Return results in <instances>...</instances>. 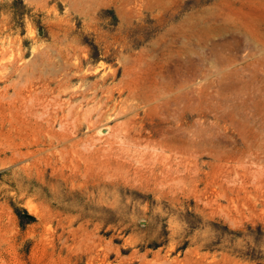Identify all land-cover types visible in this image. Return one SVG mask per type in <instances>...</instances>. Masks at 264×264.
<instances>
[{
	"label": "rangeland",
	"instance_id": "rangeland-1",
	"mask_svg": "<svg viewBox=\"0 0 264 264\" xmlns=\"http://www.w3.org/2000/svg\"><path fill=\"white\" fill-rule=\"evenodd\" d=\"M0 264H264V0H0Z\"/></svg>",
	"mask_w": 264,
	"mask_h": 264
},
{
	"label": "bare ground",
	"instance_id": "bare-ground-1",
	"mask_svg": "<svg viewBox=\"0 0 264 264\" xmlns=\"http://www.w3.org/2000/svg\"><path fill=\"white\" fill-rule=\"evenodd\" d=\"M102 83H103V82H102ZM102 83H101V84H102ZM107 87H108V86H106V88H107ZM116 87H117V85H116ZM103 89H104V88H103ZM112 89H113V88H112ZM100 90H101V89H100ZM110 91H111V90H110ZM117 91H118V90H117ZM120 91H121V90H120ZM103 92H104V91H103ZM108 92H109V91H108ZM112 92H113V90H112ZM83 93H84V92H83ZM110 93H111V92H110ZM110 93H108V94H110ZM129 93L131 94L132 92H129ZM95 96H96V95H95ZM121 96H122V95H121ZM126 96H127V95H126ZM111 97H112V96H111ZM128 97H129V95H128ZM128 97H127V98H128ZM107 99H108V98H107ZM125 99H126V98H125ZM130 99H131V98H130ZM109 101H110V100H109ZM124 101H127V100H124ZM123 103H124V105H126L125 102H123ZM129 105H130V104H129ZM70 108H72V107H70ZM68 109H69V108H68ZM90 110H91V109H90ZM47 112H48V111H47ZM69 113H70V112H69ZM46 115H47V114H46ZM66 116H67V117H72V116H75V115H66ZM93 118H94V117H93ZM67 121H68V120H67ZM49 123H50V122H49ZM60 123H61V122H60ZM47 126H48V124H47ZM62 126H63V125H62ZM62 126H61V127H62ZM66 126H69V125H66ZM48 127H49V126H48ZM69 127H70V126H69ZM51 128H52V127H51ZM63 128H64V127H63ZM66 128H67V127H66ZM64 130H65V132L67 131L66 129H64ZM69 131H70V130H69ZM69 131H68V132H69ZM62 134H63V133H62ZM65 138H66V137H65ZM64 140H65V139H64Z\"/></svg>",
	"mask_w": 264,
	"mask_h": 264
},
{
	"label": "trees",
	"instance_id": "trees-1",
	"mask_svg": "<svg viewBox=\"0 0 264 264\" xmlns=\"http://www.w3.org/2000/svg\"><path fill=\"white\" fill-rule=\"evenodd\" d=\"M15 212H16V214H17L18 217L21 216L20 213H19L18 211L15 210ZM23 213H24L23 216H26V218H27L28 221L32 220V218H31L29 215H27L25 211H23ZM252 235H254V233L251 234V235H249V236H252ZM251 238H252V237H251Z\"/></svg>",
	"mask_w": 264,
	"mask_h": 264
}]
</instances>
